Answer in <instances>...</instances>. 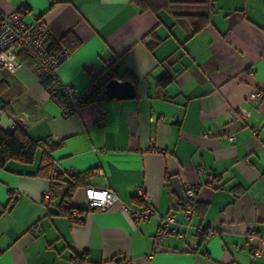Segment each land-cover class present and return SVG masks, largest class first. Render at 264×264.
<instances>
[{
	"label": "crops",
	"instance_id": "crops-1",
	"mask_svg": "<svg viewBox=\"0 0 264 264\" xmlns=\"http://www.w3.org/2000/svg\"><path fill=\"white\" fill-rule=\"evenodd\" d=\"M170 1L153 13L129 0H0L2 17L21 9L26 20L39 16L49 42L68 33L78 41L57 68L64 82L82 90L107 72L134 87L133 98L104 96L64 117L23 51H15L14 70L0 64V128L18 127L41 144L32 163L0 168V264L264 263L253 253L264 250V0H211L210 23L194 34L184 14L207 8ZM163 73L171 76L164 87L156 84ZM251 88L262 93L257 106L247 99ZM46 144L54 167L89 171L86 184L137 209L142 190L154 214L133 222L117 202L70 223L58 213L60 186L42 201ZM166 176L195 189L189 213ZM71 204L86 208L82 187ZM167 215L174 232L155 244Z\"/></svg>",
	"mask_w": 264,
	"mask_h": 264
},
{
	"label": "built area",
	"instance_id": "built-area-1",
	"mask_svg": "<svg viewBox=\"0 0 264 264\" xmlns=\"http://www.w3.org/2000/svg\"><path fill=\"white\" fill-rule=\"evenodd\" d=\"M28 15L27 10L21 9L11 11L2 17L0 22V64L10 70H14L19 65V60L16 57L15 51H23L33 62L37 68L43 72L48 82L44 86L50 99L60 108L62 116H70L74 114L78 108L86 102L96 104L98 100L104 97V86L111 79L109 73H103L96 81L91 82L86 88L78 90L72 83L64 82L57 74L58 66L69 56V49L63 47L59 50H53L46 38L48 33L47 24L39 17L33 16L31 20H26ZM109 62L105 61L104 66H108ZM262 93L257 88H251L247 94V99L252 101L254 105H258ZM5 105L0 103V113L4 112ZM239 115L235 118L245 119L248 113L239 109ZM16 121V119H14ZM20 126V124H18ZM235 134L228 135L229 140H234ZM75 171H63L58 167L52 170V177L56 178L58 174L65 176L75 175ZM83 200L86 208H94L97 211H105L113 204L119 202L120 209L125 212L133 222L145 220L154 214L152 207V199L142 190H138L136 198L145 204L144 208L137 209L127 204L121 203L115 192L111 189L94 187L86 184L82 189ZM183 194L188 204L185 205L186 213L191 211L190 204L196 201L195 189L190 184H184ZM52 194L49 188L42 192V201L49 202ZM74 219L82 221L84 214H78L77 210L71 212ZM173 223L171 215H167L161 219L158 230L155 236V244H158L160 238L174 230L170 229V224ZM253 230L247 236L249 241H252ZM264 245V235L260 238ZM255 255L264 257V250L256 248L253 250ZM264 264V263H263Z\"/></svg>",
	"mask_w": 264,
	"mask_h": 264
},
{
	"label": "trees",
	"instance_id": "trees-1",
	"mask_svg": "<svg viewBox=\"0 0 264 264\" xmlns=\"http://www.w3.org/2000/svg\"><path fill=\"white\" fill-rule=\"evenodd\" d=\"M131 3L135 4L140 11H152L156 13L160 9L167 10L169 5L172 3L170 0H129ZM196 4L202 5L207 8L204 13H192V14H184V17L188 20L191 28L192 34L202 30L206 25L210 23L209 20V10H211V0H195ZM184 3V2H183ZM193 3V2H191ZM2 20V16L0 14V22ZM48 41V40H47ZM62 44V46L60 45ZM48 45L53 50H59L63 47L72 48L78 45V41L72 38L71 34H66L64 37L60 38L59 42H48ZM153 43H146L147 48L152 49ZM25 56H27L24 53ZM28 57V56H27ZM41 72V71H40ZM44 77H46L45 82H48L47 76L41 72ZM171 81V76L167 73H163L159 77L156 78V84L162 87L166 86ZM45 83V85H46ZM47 149L42 150L40 157V166H39V174L44 175V177L48 180L49 190L53 195L54 188L58 186L61 187V200L58 205V213L60 215L65 216L70 223H81L82 221H78L74 219L71 212L73 209L77 210L78 214H85L88 210H94V208H80L71 204V198L73 196L74 191L86 185V179L89 176V171L75 173L73 176H63L58 174L56 178H53L51 173L54 168L52 159L50 157V144H46ZM49 145V146H48ZM41 147V144L37 141H33L30 139L26 133L16 127L12 130H3L0 128V168H5V165L8 161L14 160L20 163L29 164L32 163L35 157V153L38 148ZM170 176H166V179L169 180ZM64 184V185H62ZM173 195V193H172ZM137 199V198H136ZM12 201V199H10ZM136 201V200H135ZM136 202H139L138 200ZM188 204V201H185V205ZM190 204L192 208L193 205ZM114 264H128L124 259L117 257L112 259Z\"/></svg>",
	"mask_w": 264,
	"mask_h": 264
},
{
	"label": "water",
	"instance_id": "water-1",
	"mask_svg": "<svg viewBox=\"0 0 264 264\" xmlns=\"http://www.w3.org/2000/svg\"><path fill=\"white\" fill-rule=\"evenodd\" d=\"M104 96L108 99H130L134 96V87L130 80L128 79H110L106 82L104 86ZM171 190L175 194L176 198L185 202V197L183 194V189L178 181V178L173 176L170 178Z\"/></svg>",
	"mask_w": 264,
	"mask_h": 264
}]
</instances>
